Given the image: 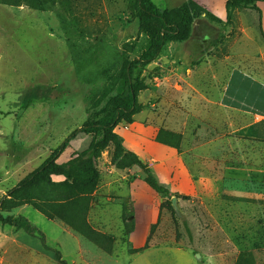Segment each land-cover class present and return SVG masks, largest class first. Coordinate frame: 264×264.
Here are the masks:
<instances>
[{
	"label": "rangeland",
	"instance_id": "1",
	"mask_svg": "<svg viewBox=\"0 0 264 264\" xmlns=\"http://www.w3.org/2000/svg\"><path fill=\"white\" fill-rule=\"evenodd\" d=\"M68 1V6L55 4L44 10L0 3V264H115L130 247L124 216L133 214L131 200L101 198L96 190L107 182L103 162L108 157L111 163V147L103 149L96 160L100 179L90 194L87 212L89 224L109 235L110 251L29 203L13 207L9 200L14 199L7 195L73 130L105 110L110 97L122 90L127 63L149 45L147 33L139 29L134 0ZM185 1L152 0L160 10ZM220 20L197 18L188 39L166 43L156 59L133 69L132 78L145 84L138 94L141 110L133 119L161 122L168 127L162 129L179 133L181 142L185 135L205 150L219 140L228 144L226 138L216 139L229 136L234 121L233 114L220 104L221 89L235 55L254 54L259 58L256 64L264 66V40L259 29L261 14L254 8H231L228 18ZM90 139L88 134H77L58 162L86 149ZM51 178L54 182L64 179ZM258 180L234 183L223 177L215 182L212 196L183 199L184 195H173L178 206V213L174 208L173 214L169 211L175 223L174 238L160 244L190 249L195 264H264V199L248 196L264 193ZM120 190L114 186L116 193ZM234 190L243 194L235 195ZM58 195L49 185L29 193L51 199ZM99 210L104 224L96 219ZM18 215L44 232L49 248L38 235L8 223V218ZM68 232L80 238L81 250ZM55 252L62 261L55 259ZM141 263L143 259H135L131 264Z\"/></svg>",
	"mask_w": 264,
	"mask_h": 264
},
{
	"label": "crops",
	"instance_id": "2",
	"mask_svg": "<svg viewBox=\"0 0 264 264\" xmlns=\"http://www.w3.org/2000/svg\"><path fill=\"white\" fill-rule=\"evenodd\" d=\"M195 1L225 20L226 0H206V4L202 0ZM209 3H216V6L210 7ZM256 5L260 9L259 29L264 40V1H258ZM245 29L244 26L243 31ZM261 43L264 48V42ZM256 58L254 54L246 52L235 55L220 92V104L233 114L234 121L230 123V135L226 137L224 134L216 139L226 138L228 144L220 143L222 140H219L210 150H205L204 146L191 143L184 135L179 148H175L155 140L158 130L168 127L162 126L161 122L151 123L140 118H135L130 124H119L115 127L114 130L122 137L124 145L153 168L159 180L169 187L171 193L209 197L215 194V182L223 177L234 183H240L243 179H259L257 183L264 186V66L257 65ZM261 59L264 62V49L261 50ZM103 164L107 165L104 168L107 182L99 184L96 190H99L101 198L110 199L116 196L131 200L133 214L131 219H127L132 221V229L128 234L130 247L136 249L145 244L149 245L139 252H125L120 261L114 260L115 264H131L135 259H143L145 263L141 264H167L166 259H169L170 264H195L194 254L190 249L175 244H160L174 238L175 223L169 207L143 181L140 170L136 167L118 169L110 163L108 157ZM130 174L135 178L126 182ZM114 186L121 189L122 193H116ZM233 193L243 194L238 190ZM248 196L264 199L262 191ZM121 210L120 205V215ZM96 219L104 224L102 210H99ZM101 224L100 229L103 228ZM104 230L106 231L105 228ZM68 234L75 239L77 248L81 250L80 238L72 232Z\"/></svg>",
	"mask_w": 264,
	"mask_h": 264
},
{
	"label": "trees",
	"instance_id": "3",
	"mask_svg": "<svg viewBox=\"0 0 264 264\" xmlns=\"http://www.w3.org/2000/svg\"><path fill=\"white\" fill-rule=\"evenodd\" d=\"M258 1L264 0H226L227 18L230 9L234 7H251L260 12L256 5ZM0 3L12 6L26 5L37 10H44L55 4H66V6L70 4L68 0H0ZM134 3L137 9L139 29L147 33L149 45L140 56L127 63L121 76L122 90L110 97L104 111L98 113L95 118L86 120L80 127L73 130L35 170L20 180L7 194L14 199L9 200L13 207L29 203L48 218L59 219L73 231L106 251L111 250L107 246L110 240L109 235L93 228L87 220L91 200L90 194L100 179V170L96 160L103 149L112 148L111 164L116 168H138L143 181L168 204L172 214L173 206L171 201L167 202L166 199L173 195L180 197L178 194L171 193L169 187L159 180L153 168L128 149L124 145L122 137L114 130L119 124L132 123L134 115L141 110L138 94L145 88V84L138 78H132L133 69L138 66L144 67L156 59L166 43L188 39L192 25L197 18L206 16L221 21L219 17L195 0H186L179 6L163 10H160L152 0H134ZM79 133L91 136L86 149L74 152L65 162H58V158L67 148L70 140ZM155 140L179 148L181 135L161 128L158 130ZM53 175L62 176L64 179L54 182L51 178ZM134 178L135 176L131 175L128 181ZM41 185L56 188L59 195L54 199L44 198V196H29V193H34ZM181 197L187 199L189 196ZM129 216H132V212L124 216L127 235L132 229V221H127ZM8 223L30 235H38L42 245L49 248L46 246L44 234L32 225L25 216L18 215L14 218H8ZM175 240L178 241L177 234ZM148 247V244L136 249L129 247L128 251L135 253ZM55 259L62 261L58 252H55Z\"/></svg>",
	"mask_w": 264,
	"mask_h": 264
},
{
	"label": "water",
	"instance_id": "4",
	"mask_svg": "<svg viewBox=\"0 0 264 264\" xmlns=\"http://www.w3.org/2000/svg\"><path fill=\"white\" fill-rule=\"evenodd\" d=\"M171 204H172L173 208L175 209V211L178 213L177 198L175 196H173L171 198ZM196 257L199 259L200 255L196 254Z\"/></svg>",
	"mask_w": 264,
	"mask_h": 264
}]
</instances>
